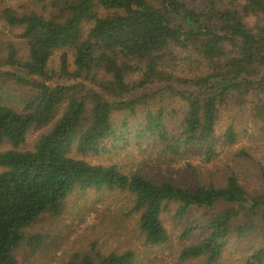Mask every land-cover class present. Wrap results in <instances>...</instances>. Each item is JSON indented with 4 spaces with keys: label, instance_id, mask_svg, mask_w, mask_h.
I'll return each mask as SVG.
<instances>
[{
    "label": "trees",
    "instance_id": "obj_1",
    "mask_svg": "<svg viewBox=\"0 0 264 264\" xmlns=\"http://www.w3.org/2000/svg\"><path fill=\"white\" fill-rule=\"evenodd\" d=\"M15 1L0 0V26L18 39L0 30V148L10 147L0 151V264H19L22 246L39 251L45 239L28 229L62 216L76 191L124 194L154 247L169 242L162 215L174 206L182 237L199 238L182 262L214 264L234 240L253 245L246 264H264V161L247 147L233 155L235 167L250 161L259 172L251 193L226 164L221 177L191 165L176 179L166 173L189 152L206 164L218 158L217 126L232 101L246 102L264 135V0ZM223 138L239 143L234 121ZM132 143L158 165L125 171L78 158ZM193 210L205 213L187 221ZM69 264H136V255L96 252Z\"/></svg>",
    "mask_w": 264,
    "mask_h": 264
},
{
    "label": "rangeland",
    "instance_id": "obj_2",
    "mask_svg": "<svg viewBox=\"0 0 264 264\" xmlns=\"http://www.w3.org/2000/svg\"><path fill=\"white\" fill-rule=\"evenodd\" d=\"M18 3L15 0H8L7 2L9 6H18ZM1 27L0 30L4 33L5 40L18 41L9 29L4 30ZM62 111L59 112V116ZM233 121L237 130L241 133V139L237 145L225 147L224 133ZM49 129L50 126H47L31 133L28 137L26 149L32 148L37 138ZM216 138V149L219 156L212 163L206 164L202 155L189 152L174 164L175 172L171 170L166 173L176 179L179 177V173H184L191 165L201 170V172L206 170L215 177H221L227 171L224 168L226 164L234 167L241 185L250 193L261 189L262 183L260 177H258L259 172L253 163L241 161L242 164L237 167L233 163V155L241 147H247L255 158L264 161V135L255 128L250 118L249 108L244 100L240 102L232 101L230 106L222 111L217 126ZM9 148L5 145L0 148V151ZM152 152L147 145H144L142 151L132 143L125 151L97 157L78 156V158L92 164H116L125 171L132 169L136 171V165L142 164L145 160L151 159V163L158 161L155 152ZM128 204L126 196L120 192L76 191L67 200L62 216L45 215L28 229L27 235L29 237L41 235L45 239L44 246L37 252H33L27 246H22L15 253L18 263L69 264L77 255L93 256L96 252L104 255L113 252L122 254L132 251L136 255V264H206L204 260L192 262H182L180 260L181 251L185 247L198 243L199 238L195 234L191 238L182 237L184 225H177L175 222L174 206H171L162 215L164 226L169 235V242L154 247L146 243L144 236L139 231L138 217H128L126 210ZM214 212L216 211L212 213ZM204 213L205 211L193 210L187 221L200 219ZM252 249L253 245L249 242L232 240L223 257L214 264H246V258L251 254Z\"/></svg>",
    "mask_w": 264,
    "mask_h": 264
}]
</instances>
